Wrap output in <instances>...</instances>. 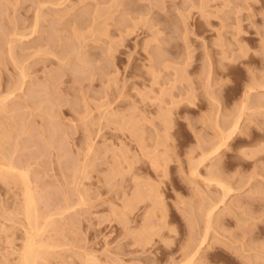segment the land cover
<instances>
[{"label": "rangeland", "instance_id": "1", "mask_svg": "<svg viewBox=\"0 0 264 264\" xmlns=\"http://www.w3.org/2000/svg\"><path fill=\"white\" fill-rule=\"evenodd\" d=\"M263 85L264 0H0V264H264Z\"/></svg>", "mask_w": 264, "mask_h": 264}, {"label": "bare ground", "instance_id": "2", "mask_svg": "<svg viewBox=\"0 0 264 264\" xmlns=\"http://www.w3.org/2000/svg\"><path fill=\"white\" fill-rule=\"evenodd\" d=\"M259 86H260V85H259ZM263 86H264V85H263ZM260 87H261V86H260ZM220 142H221V141H220ZM222 142L224 143L223 140H222ZM222 142L219 143V144L217 145V147H215V148L213 149V152H217V151H219L221 145H223ZM210 152H212V149H211ZM208 154H209V153H208ZM211 173H212V170H211ZM210 175H211V174H210ZM210 175L208 174L207 177H205V178H208V177L211 178V177H213V176H210ZM215 176H216V175H215ZM215 176H214V177H215ZM216 177L218 178V176H216ZM217 178H216V180H217ZM208 179H209V178H208ZM214 179H215V178H213V181H214ZM218 179H219V178H218ZM211 180H212V178L210 179V181H211ZM219 180H220V179H219ZM219 180H218V181H219ZM207 181H209V180H207ZM221 182H222V180L219 181V183L216 181V183H217L218 185H220ZM220 186L225 187L224 185H220ZM225 188H226V187H225ZM226 189H227V188H226ZM228 189H230V187H229ZM230 190H231V189H230ZM230 190H227V192L224 191V194H223L224 197H226V193H227V195H228V192H229ZM136 193H137V192H136ZM229 193H230V192H229ZM224 197H222V198H224ZM33 200H34V198H33L32 194L29 192L28 195H27V198H26V202H27V204H26V208H27L26 211H27V212H26V213H28L29 210L31 211V206H32V205L30 206V204L33 202ZM221 200H223V199H221ZM33 203H34V202H33ZM33 203H32V204H33ZM217 205H218V204H217ZM217 205H216V206H217ZM29 206H30V208H29ZM216 206H211L212 208H210V211H212V212H211V214H210V213H209L210 211H209L207 214L211 216L212 213H213V210H214L213 208H214V207L216 208ZM29 214H30V212H29ZM29 214H27L28 217H29L30 215H32V213H31L30 215H29ZM30 217H31V216H30ZM30 220H31V219H30ZM30 220H29V221H30ZM206 235H207V234H206ZM195 240H196V239H195ZM204 240L206 241V238H205V236L203 235V237H202V239H201V242L204 243ZM189 241H190V240H189ZM196 241H198V240H196ZM201 242H200V245L198 244V246H201V244H202ZM195 243H199V242H195ZM195 245H196V244H194L193 246H195ZM198 246L196 247V248H197L196 250H195V249H191V251H192V250H195V252H194V253H191V254H190V257H188L190 261H191V259L196 258L195 255L197 254L198 250L203 246V244H202L201 247H199V249H198ZM27 247H29V246H27ZM27 247H26V250H27ZM186 247H187V246H186ZM186 247H185V248H186ZM187 248H189V246H188ZM30 249H31V248H30ZM199 251H201V250H199ZM30 252H31V251H30ZM25 254H26V253H25ZM29 254H30V253H29ZM255 255H256V254H255ZM187 256H188V255H187ZM194 256H195V257H194ZM261 257H262V256H261ZM188 258H187V259H188ZM250 259H251V258H250ZM185 260H186V259H185ZM189 260H187V261L190 263ZM193 260H194V259H193ZM193 260H192V262H193ZM184 262H186V261H184ZM184 262H183V264H184ZM188 262H186L185 264H188ZM247 262H248V261H247ZM254 262H255V261H254ZM180 264H181V263H180ZM250 264H251V263H250Z\"/></svg>", "mask_w": 264, "mask_h": 264}]
</instances>
